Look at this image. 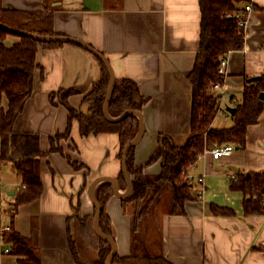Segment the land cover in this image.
Here are the masks:
<instances>
[{"label":"crops","instance_id":"obj_1","mask_svg":"<svg viewBox=\"0 0 264 264\" xmlns=\"http://www.w3.org/2000/svg\"><path fill=\"white\" fill-rule=\"evenodd\" d=\"M253 2L255 9L248 16L244 47L226 55L222 86L213 89L220 95L215 127L233 123L225 112L242 100L249 79L264 75V0ZM3 4L20 10L43 8V0H3ZM55 5L53 30L57 34L87 42L108 58L116 78L139 85L146 98L141 109L145 133L135 145L134 164L147 177L157 176L162 170L161 160L150 159L156 153L160 134L182 142L191 133L192 86L188 76L200 47L199 0H60ZM18 41V37L8 35L5 44L12 46ZM36 60L44 73L42 76L41 68L35 71L34 93L15 130L40 134V147L48 151L50 138L64 133L68 126L69 110L59 100V92L76 89L69 103L81 109L102 70L92 52L71 43L39 47ZM7 104L5 95L0 96V108H7ZM60 145L73 161L86 167L74 169L59 152L43 157V193L22 204L13 216L15 228L21 233L31 235L38 230L43 264H75L68 244L69 217L78 203L81 215H93L96 208L87 193L88 185L102 176L113 177L118 183L122 170L118 133L83 136L79 121L74 119L70 136L61 139ZM3 166L7 169L2 175L7 204L14 199L21 180L10 174V165ZM245 172H264V111L248 127L244 147H236L231 155L220 159L205 150L189 167L196 191L203 190V194L199 200L186 203L185 214H158L155 210L152 219L158 220L162 238L159 249L164 257L174 264H264V214H245L243 192L230 187L231 179ZM118 189L125 194L126 189ZM122 199L112 192L106 212L118 253L126 256L131 253V214L125 211ZM212 203L231 208L235 214L214 215ZM4 222L9 224L11 217L5 216ZM4 248L0 243V264H18L15 256L3 252Z\"/></svg>","mask_w":264,"mask_h":264},{"label":"trees","instance_id":"obj_2","mask_svg":"<svg viewBox=\"0 0 264 264\" xmlns=\"http://www.w3.org/2000/svg\"><path fill=\"white\" fill-rule=\"evenodd\" d=\"M60 0H43L40 10H20L6 7L0 0V22L10 28L25 32L50 36L60 35L53 30V16L58 8L55 3ZM201 9L200 47L188 80L192 86L190 126L191 133L184 142L173 136L160 134L159 145L150 162L160 159L162 170L155 177H147L142 168L135 166L134 149L128 154L127 167L133 189L130 195L122 199L124 209L131 214V253L115 254L112 264H174L159 249L162 238L158 220L153 218L154 210L158 214H185L188 201L200 199L192 179L188 178V169L194 165L205 150L216 145L233 143L235 147H244L248 127L257 122L264 111V100L260 94L264 91V75L249 79L244 89L242 100L236 109L230 126L215 127L214 120L220 110V95L212 86L223 82L225 76L218 73L222 57L230 51L244 47L245 28L238 26L236 12L243 8L244 0H199ZM8 35H14L19 41L12 46L5 44ZM63 42H40L30 36L15 34L0 26V96L8 100L7 108H0V166L10 165L12 172L21 180V187L12 196L14 199L6 204L17 214L22 204L38 199L44 190L40 165L43 157L59 152L66 157L74 169L86 167L73 161L60 145L61 139L70 136L74 119L80 123L83 136L102 132L118 133L122 160L126 145L136 136L140 122L136 115L111 122L103 111L105 98L110 85V74L104 63L100 62L102 76L84 97L83 103L89 104V115L81 109L72 107L69 96L76 89L60 91L59 100L69 110L68 126L64 133L58 132L50 138V148L43 151L40 147V134L17 132L15 123L24 111L26 103L34 93V76L38 68L36 54L39 47L50 48L63 45ZM79 46L78 44L71 43ZM55 94L51 100L54 102ZM146 98L139 85L130 79L116 78L114 91L110 100L109 113L112 117L120 116L128 109L141 111ZM119 188H126V180L121 170L118 176ZM166 186L172 187L174 193L169 205L163 207L168 192ZM230 187L244 194L245 214H264V172L238 173L231 179ZM112 196L109 181H101L95 188V197L102 206L100 229L115 239L112 221L106 212L107 203ZM69 217L68 244L75 264H106L111 253V244L96 234L93 228L95 213L81 215L78 212ZM214 215H234L228 207L211 204ZM12 215L10 229L1 235L2 244L9 248V254L17 258L18 264H43L40 255L39 233L34 229L31 235L16 230ZM71 220H73L71 224ZM159 242V243H158Z\"/></svg>","mask_w":264,"mask_h":264},{"label":"water","instance_id":"obj_3","mask_svg":"<svg viewBox=\"0 0 264 264\" xmlns=\"http://www.w3.org/2000/svg\"><path fill=\"white\" fill-rule=\"evenodd\" d=\"M0 26L4 29H7L15 34H21V35H26V36H30L40 42H63V43H75L78 44L82 47H84L85 49H87L88 51L92 52L96 57H98L106 66V68L109 71L110 74V85L107 91V95L105 98V102H104V107H103V111H104V115L106 117L107 120L111 121V122H116L119 120H122L124 118H126L129 115H136L139 118V122H140V126H139V130L136 134V136L134 137L133 140H131L125 147V150L123 152V156H122V171L124 173V177L126 180V192L125 194L121 195L119 193V189H118V183L117 180L113 177L110 176H102V177H98L95 178L94 180H92L90 182V184L87 187V193L90 196V199L92 200L95 208H96V212H95V217H94V222H93V228L94 231L96 232L97 235H99L101 238L107 240L111 246H112V250L111 253L109 254V256L106 259V264H112L113 258L115 256V254L118 252V246L116 243V240L105 234L101 229H100V219H101V215H102V206L100 205V203L98 202L97 198L95 197V188L96 186L101 182V181H109L111 183V187H112V192L115 196H117L118 198H125L128 195L131 194L132 189H133V184H132V180L128 171V167H127V161H128V154L129 151L131 149V147L135 146L140 139L142 138V136L145 133V124H144V119L142 116V112L138 111V110H134V109H128L126 111H124L120 116L118 117H112L109 113V105H110V100L114 91V86H115V82H116V77L114 74V70L108 60V58H106V56L101 53L100 51H98L97 49H95L94 47H92L90 44H88L87 42L75 38V37H71V36H64V35H56V36H50V35H45V34H39V33H31V32H25V31H21L18 29H13L8 27L7 25L3 24L0 22ZM255 78H259V77H254L252 79ZM260 98L262 100H264V91L261 92L260 94ZM90 105L89 104H85L82 108L81 111L83 114L85 115H89V110ZM231 114H234L236 109L235 108H231L229 107L227 109Z\"/></svg>","mask_w":264,"mask_h":264},{"label":"built area","instance_id":"obj_4","mask_svg":"<svg viewBox=\"0 0 264 264\" xmlns=\"http://www.w3.org/2000/svg\"><path fill=\"white\" fill-rule=\"evenodd\" d=\"M254 9H255V4H254L253 0H244L243 8L240 11L236 12V17L239 19V21H238L239 27L246 28L248 16ZM226 65H227V58H226V56H224V57H222L220 66L218 68L219 74L225 76ZM221 86H222V82H216L213 84L212 89H218ZM225 114L230 115L231 113L229 111H226ZM235 148L236 147L233 143H226V144H222V145H216V146L212 147L211 149H209L208 151L211 153V155L214 159H220L221 157L231 155L234 152ZM4 171H5L4 166H0V243H2V238H1L2 233L9 230L11 227L10 223L9 224L5 223L3 221V219L7 215L12 217V215H14V213H15L13 208L6 206V202H5V198H4V192H3L5 185L2 181V175H3ZM188 178L192 179L189 176V174H188ZM25 186H26L25 184L20 182L18 184V189H20L21 187H25ZM198 194L202 195L203 190H199ZM263 198H264V195H263ZM3 252L9 253L10 249L4 248Z\"/></svg>","mask_w":264,"mask_h":264},{"label":"rangeland","instance_id":"obj_5","mask_svg":"<svg viewBox=\"0 0 264 264\" xmlns=\"http://www.w3.org/2000/svg\"><path fill=\"white\" fill-rule=\"evenodd\" d=\"M184 140H182V142H184L187 138L185 137V138H183ZM7 172V169H5V171H4V173H6ZM10 172V170L8 171V173ZM3 173V174H4ZM11 175H15L13 172H11L10 173ZM16 176V175H15ZM14 176V177H15ZM169 188V189H168ZM166 189H168V192H166L165 193V196H166V198L164 199V201H163V207H167L168 205H169V202H170V199H171V197H172V195H173V193H174V191H173V189H172V187H170V186H166ZM6 202V201H5ZM157 209H159V207L158 208H155V210H157ZM154 210V211H155ZM7 218H8V215H7ZM3 221H4V219H3ZM9 221V220H8ZM73 225V224H72Z\"/></svg>","mask_w":264,"mask_h":264}]
</instances>
